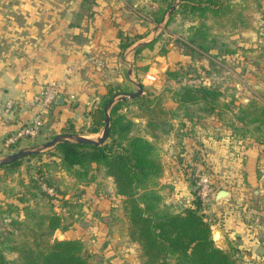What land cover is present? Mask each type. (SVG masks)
I'll use <instances>...</instances> for the list:
<instances>
[{
	"label": "rangeland",
	"instance_id": "1",
	"mask_svg": "<svg viewBox=\"0 0 264 264\" xmlns=\"http://www.w3.org/2000/svg\"><path fill=\"white\" fill-rule=\"evenodd\" d=\"M220 2L225 5L219 13L206 11L200 15L197 11L179 10L181 0H0V51L9 60L30 62L43 51L56 52V46L62 45L60 54L66 55L72 42L82 41L81 37L71 35L72 27L86 30L90 23L97 24L98 16L94 13L106 11L110 22L124 27L117 32L123 40L135 39V44L151 43L140 51L143 61L122 64L121 82L111 78L104 80L107 79L106 88L112 89L113 95L134 92L136 86L131 80L142 86L141 100L127 98L115 113L122 124L131 122L130 135H140L152 142L158 158L160 151L167 149L164 154L175 156L183 169L182 177L189 191L178 190L175 194L173 187L165 188L170 184L159 185L157 178L154 190L160 197V211L181 213L198 197L200 211L207 218L204 210L212 207L214 192L229 187V184L237 190L238 184L248 182L242 168H251L255 170L254 183H248L245 197L240 202L247 205V213H243L247 220L254 223L257 218L263 219L264 226V125L246 123L247 118L240 112L248 102L257 105L263 102L264 0ZM168 3H175L176 7L167 17ZM159 10L164 11L162 16L157 15ZM175 41L184 45L186 55L177 62L167 60L164 65L162 60L161 64L154 63L156 55H166L169 45ZM129 65L134 75L132 72L130 76L125 74ZM154 69L160 71L153 73ZM93 71L97 77L102 73ZM201 85L220 93L215 99L217 108L214 112L206 113L200 103L178 106L176 100L184 88ZM96 104L90 110L86 107L77 109L73 119L77 126L69 124V120L61 129L43 126L34 138L5 146L6 151L0 157L39 145L61 133L97 138L103 126L97 133H89L93 128L92 112ZM146 105L155 108V116L150 118L157 124L151 130L156 138L146 134L150 115L145 110ZM189 117L198 119L201 129H194L196 124L185 128L180 123L181 119L188 120ZM49 118L57 124L64 119L54 114ZM160 120H164L161 125ZM173 121L177 125H171ZM197 130L206 137L198 140ZM168 136L177 138L169 146ZM179 137L192 142L191 156L184 167L179 154L185 149ZM235 170L237 175L230 176L229 171ZM200 176L206 177L210 184L207 200L198 194ZM48 189L52 191L49 193ZM188 193L191 201L186 199ZM25 206L37 214L50 211L60 214L67 229L55 230L52 238L81 241L83 254L91 264H141L139 245L128 237L123 197L115 194L113 180L105 175L102 167L91 165L85 176L76 178L73 172L63 168L57 152L51 148L20 159L16 167L0 168V250L8 260L16 257V253L8 250L13 245L10 239L16 238L9 235V232H15L11 222L23 218ZM237 206V209H243V206ZM214 230L217 228L212 226V232ZM214 244L220 248L221 240Z\"/></svg>",
	"mask_w": 264,
	"mask_h": 264
},
{
	"label": "trees",
	"instance_id": "2",
	"mask_svg": "<svg viewBox=\"0 0 264 264\" xmlns=\"http://www.w3.org/2000/svg\"><path fill=\"white\" fill-rule=\"evenodd\" d=\"M170 5L168 3L167 9ZM224 5L220 0H181L178 9L183 12L197 11L200 15L206 11L216 14ZM163 12L159 10L157 15L162 16ZM118 37L120 51L127 49L135 40L126 42L123 37ZM148 46L151 43L142 44L134 50V63L141 61L140 51ZM219 94L203 85L188 86L179 93L176 103L178 106L200 103L203 111L212 113L217 108L215 99ZM112 96L110 88L100 96L92 112L93 128L89 133H97L103 126V107ZM142 97L132 101L141 100ZM261 99L263 102L259 105L248 102L240 108L247 118L246 123L264 125V89ZM123 102L119 101L110 108L109 134L103 144L63 142L52 148L57 152L63 168L73 172L77 178L85 176L89 167L95 165L102 167L105 175L112 178L115 194L123 197L128 237L139 245L141 264H244L234 256V250L226 251L214 244L212 223L200 211L198 197L181 213L160 211V197L154 190L162 171L160 160L152 142L140 135H130L131 122L121 123L115 112ZM148 105L145 106L150 113L146 134L156 138L151 130L157 124L150 118L153 114L155 116V108ZM162 123L164 120H160V125ZM19 163L20 160L0 168H13ZM23 209V218L11 222L14 234L9 232L16 238L10 239L13 245L8 250L16 253V257L8 260L0 250V264H91L83 254L81 241L52 238L55 230L67 229L60 214L53 211L37 214L28 206Z\"/></svg>",
	"mask_w": 264,
	"mask_h": 264
},
{
	"label": "crops",
	"instance_id": "3",
	"mask_svg": "<svg viewBox=\"0 0 264 264\" xmlns=\"http://www.w3.org/2000/svg\"><path fill=\"white\" fill-rule=\"evenodd\" d=\"M93 15L95 17L98 16L96 17V25L90 23L86 27V30H80L76 26L72 27L71 35L74 38L81 37L82 41L76 44L72 42L66 55L62 56L60 54L61 51L63 52L62 45L56 46L58 48L56 52L43 51V54L39 55L35 61L30 62H22V60H13L12 58V60H9L0 51V155L6 151L4 145L6 136L18 128L20 124L30 121L33 117L35 109L30 103L31 98L39 93L46 83L55 82L59 86L57 97H60V103H55L52 106L46 115L43 125L56 130L64 128L67 125L66 120L70 121L69 124H76L77 126L78 123L73 121L77 109L85 107L88 110L92 109L98 103L100 96L107 90V79L111 78L118 82L122 81L120 75L122 64L125 65L127 62H133L134 50L145 43H136L138 46L130 51H126V49L120 51V39L117 32L118 29H123L124 27L110 22L106 11L102 14L99 11ZM115 21L117 23L118 20L116 19ZM172 44L169 45L168 51L165 53L166 55H156V62L154 63L161 64L163 60L165 65L167 60L177 62L180 61L181 57L186 55L185 52L181 53L176 49H171ZM139 55L141 61H143V53L141 54L140 52ZM101 66L102 68L100 69L99 67ZM104 66L106 67L104 68ZM93 70H100L102 73H99L97 77ZM153 71V73H157L160 70L154 69ZM110 73H112L111 76ZM125 74H127L126 69ZM132 74L134 75V71H132ZM104 78L107 79L104 80ZM125 81L126 77L123 78V83ZM8 103L11 107L8 112H5L3 110ZM168 107L166 105V108ZM51 114L60 118L64 117L62 123L57 124V121L52 122L49 118ZM197 120L189 117L188 120L181 119L180 123L184 124L185 128L196 124L197 126L194 125L193 128L196 129L198 127L199 130L202 124L198 123ZM171 125L174 126L177 123L173 121ZM198 130L196 131V134H198L196 138L198 140L205 138V134L200 135ZM176 140L177 138H173V136H168L166 139L168 146ZM180 141L186 152V154L185 152L179 154V156H182V165L184 167L191 156L192 146L190 145L192 142L186 138H180ZM166 150L160 151V154H158L162 165V174L158 177L159 185L170 184L171 186H165V188L173 187L172 189L175 191V194L178 190L189 191L188 184L184 177H182L183 169L175 161V156L164 154ZM242 170L246 173V180L248 182L236 186L239 193L236 194L237 190L229 184V187L225 189L230 192V199L222 202L220 205L213 203L211 208H207L204 211L208 215L207 219L212 220V226L217 228L220 233L221 249L226 251L230 249L234 250V256L239 262L244 264H264V226L261 222L263 219L259 220V218L255 217L258 221L255 220L254 223L249 222L247 217L243 215V213H247L245 210L247 205L244 204L243 206L240 202V199L245 197L244 194L248 183H254L252 180L254 179L255 170L251 168H242ZM229 174L230 176L237 175V170L229 171ZM242 191L243 193H241ZM175 194L174 196H177ZM214 194L212 196L213 202ZM186 199L191 201V195L189 194V197H186ZM237 205L239 207L243 206V209H237Z\"/></svg>",
	"mask_w": 264,
	"mask_h": 264
},
{
	"label": "water",
	"instance_id": "4",
	"mask_svg": "<svg viewBox=\"0 0 264 264\" xmlns=\"http://www.w3.org/2000/svg\"><path fill=\"white\" fill-rule=\"evenodd\" d=\"M175 7H176L175 3H173L170 6V8L167 12V17L171 14V12L175 9ZM163 20H164V18H162L161 22ZM137 46H138V44H135L134 46H132L130 48V50L135 49ZM171 49H176L178 52H181V53L185 52L184 51L185 50L184 45L178 41H175L171 45ZM131 72H132V69H131V66L129 65L128 69L126 70V73L128 76H130ZM131 82L136 86V90L134 92L115 94L104 105V107H103V112H104L103 127H102L100 135L97 138L92 139V138H89L86 136H82V135H78V134H72V133L57 134V135L53 136L50 140L45 141L39 145L21 148V149H18L17 151H15L13 153L6 154V155L0 157V166L11 164V163L18 161V160L25 158V157L37 155V154H39L45 150L54 148L58 143H63V142L88 143V144H93V145H97V146L103 144L106 141V139L108 138V134H109V120H110L109 112H110V108L112 107V105H114V103H116L118 101H123L127 98L128 99L137 98L143 93L142 86L139 83L134 82L132 80H131ZM55 103L56 104L60 103V97L56 98ZM229 199H230V192L228 190L219 189L214 194V203L216 205H220L222 202L228 201ZM211 237H212V240L214 242L221 240L220 239V233L218 230H214L212 232Z\"/></svg>",
	"mask_w": 264,
	"mask_h": 264
},
{
	"label": "built area",
	"instance_id": "5",
	"mask_svg": "<svg viewBox=\"0 0 264 264\" xmlns=\"http://www.w3.org/2000/svg\"><path fill=\"white\" fill-rule=\"evenodd\" d=\"M59 92V86L55 82L46 83L39 93L32 96L31 105L34 106V115L30 121L20 124L13 132L6 136L4 145H15L19 141L34 138L39 134L40 129L44 125L46 115L55 104V99ZM11 105L8 103L3 111L8 112ZM199 182V196L203 200H207L211 193L210 184L206 177L200 176ZM52 190L48 189L50 193Z\"/></svg>",
	"mask_w": 264,
	"mask_h": 264
}]
</instances>
